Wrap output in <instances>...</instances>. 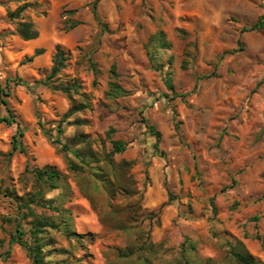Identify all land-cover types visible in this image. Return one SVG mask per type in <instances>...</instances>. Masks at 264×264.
<instances>
[{
  "label": "rangeland",
  "instance_id": "rangeland-1",
  "mask_svg": "<svg viewBox=\"0 0 264 264\" xmlns=\"http://www.w3.org/2000/svg\"><path fill=\"white\" fill-rule=\"evenodd\" d=\"M29 1L24 17L38 37L23 41L7 17L21 2L0 0V88L9 92L0 116L6 100L17 122L0 125V185L32 193L27 164L54 166L64 180L43 189L34 216L23 217L25 201L0 196V264H33L11 236L18 229L32 245L36 220L56 227L39 234L51 264H129L115 249L146 239L153 264H238L233 249L264 264V28L249 30L264 19V0H99L106 31L92 17L94 0ZM70 20L80 24L66 30ZM57 46L69 57L60 77L76 79L91 105L67 119L68 98L35 85ZM110 83L126 94L110 96ZM17 124L26 155H10ZM147 124L160 133L158 153ZM111 128L110 139L127 143L113 161L133 165L123 171L131 181L110 197L87 170H70L75 159L60 147L77 149L84 134L105 155Z\"/></svg>",
  "mask_w": 264,
  "mask_h": 264
},
{
  "label": "trees",
  "instance_id": "trees-1",
  "mask_svg": "<svg viewBox=\"0 0 264 264\" xmlns=\"http://www.w3.org/2000/svg\"><path fill=\"white\" fill-rule=\"evenodd\" d=\"M9 1L15 3L21 2V4H19L13 11L7 12L8 19H10L11 21H17L15 34L23 41H31L36 39L38 37V31L35 27V24L30 20H26L24 17V12L28 8H32L33 4H36V2L34 1L33 3H31L29 0ZM98 2L99 0H94L90 4L92 17L97 23V25L101 27V30L106 31V25L101 21L98 16ZM74 13L75 11L72 10L66 11V14L68 15H73ZM41 15H43V13H41ZM79 24L80 22L78 21L70 20L68 21V27L66 28V30L74 29ZM263 28L264 19H260L253 26H251L249 30H260ZM40 52V50H37L35 52V55H39ZM68 59L69 57L67 52L57 46L55 48V52L51 60L52 65L49 70V73L35 84L37 86L40 85L50 90L61 92L68 98L70 102V107L64 116L65 119L70 118L78 113L91 110L89 97L81 91L82 87L80 83L76 79L64 78V80H62V78L60 77L61 72L66 68V62ZM111 74L113 76L115 75L114 70L111 71ZM18 81V85L24 86L28 89H32L34 87V85H31L29 83H25L21 80ZM125 94L126 92L117 83H110V96L116 98L122 97ZM0 95H2L3 97H8L9 92H6L2 88H0ZM2 103L6 106L7 115L0 116V125L10 126L12 124H16V116L8 107L7 101L3 100ZM146 130L155 138L153 148L155 152L158 153L160 133L156 131L155 127L150 124L146 125ZM63 132L64 131L61 127V124H58L56 127L57 138L55 140L57 144H61L59 138L63 134ZM113 133L114 129H109L107 134L110 140L111 150L105 155L94 153L92 150V141L90 140V138L87 137V135L84 134H78L75 136V146H78L77 149L72 150L67 144H63L60 147L61 151L71 152L72 156L75 159L74 163L72 161H67L69 169L75 171L76 174L82 172L83 170H87V172L91 176L96 178L97 183H100V187L110 197L118 193L119 190H124L126 184H128V181H131L130 177H127L123 174V171L129 170L133 165V162H128L125 160H122L118 163H115L113 161L112 158L117 154H122L123 152H125L127 147V143L124 141L110 139V136ZM23 136L24 133L17 124L16 132L12 137L10 155L14 152L26 155L27 150L23 144ZM160 155H162V153H160ZM25 173L32 176L34 179L35 187L32 193H27L23 197H17L14 189L2 187L0 185V196L11 199L13 201H25L23 208L27 210V213H25L23 217L34 216L31 205L41 206L40 201L43 200L44 195L43 189H46V191L56 190L59 188L60 184L64 180V176L54 166L50 165H46L42 168H30V166L27 164L25 166ZM165 187H167L166 183ZM172 200L173 196L170 192H168V200L166 204H169L170 202H172ZM138 208L139 206L137 207V209ZM2 221L10 222L9 219L5 218H2ZM33 225L34 226L31 234L34 236V242L32 245H28L23 240V232L18 229H16L15 233L11 236V241L18 243L21 247L26 249L33 264H51L50 261L46 260L45 258V245L42 243V237H39V234L43 232V228L56 227L52 223L42 222L39 220H36ZM65 233L69 237H75L76 239L85 238V235L83 234L68 231V227H66ZM155 249L156 247L154 246V244L147 241L146 239V241H144V243L138 249H135L134 247H126L123 249L116 248L115 250L117 253V257L123 259L124 262H127L129 264H153V261L152 259H150L149 254H153L155 252ZM138 251H140V253L138 254L136 260H133L132 258ZM231 254L236 263L238 264H256L255 259L248 253L241 252L238 249H233L231 251ZM176 264H189V262L185 259L183 262L180 261Z\"/></svg>",
  "mask_w": 264,
  "mask_h": 264
}]
</instances>
